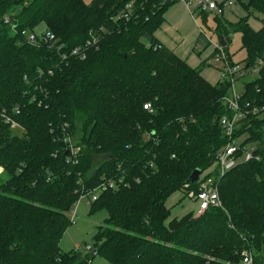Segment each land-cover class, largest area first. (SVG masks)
<instances>
[{"label": "trees", "instance_id": "1", "mask_svg": "<svg viewBox=\"0 0 264 264\" xmlns=\"http://www.w3.org/2000/svg\"><path fill=\"white\" fill-rule=\"evenodd\" d=\"M238 1L245 14L234 23L214 14L215 32L240 34L244 68L257 66L240 93L264 107V0ZM175 2L0 0V264H92L96 255L107 264H242L243 250L264 264V109L235 131L252 156L219 174L231 83H210L154 35ZM127 3L129 17L117 18ZM22 30L49 32L54 45L31 44ZM91 32L98 42L84 58L60 56ZM67 137L76 163L63 155ZM194 169L212 174L220 205L172 217L167 199L201 188L189 180ZM118 176L119 187L88 204L90 214L106 212L96 253L62 250L81 190Z\"/></svg>", "mask_w": 264, "mask_h": 264}, {"label": "rangeland", "instance_id": "2", "mask_svg": "<svg viewBox=\"0 0 264 264\" xmlns=\"http://www.w3.org/2000/svg\"><path fill=\"white\" fill-rule=\"evenodd\" d=\"M84 1L89 2L90 0ZM216 1L223 3V12L221 15L219 13V16L230 23H234L245 14L238 0H232L231 3H228L227 0ZM197 2L198 0H191L190 10L182 1L171 4L166 11L164 21L154 35L179 58L185 60L190 66L200 69L201 75L214 84L220 79L219 63L211 55L215 50L214 44L218 43L219 40V36L215 32L214 14L216 11L207 13L206 18L201 17L198 13L193 15L191 12L196 8ZM255 16L261 17L260 14ZM248 22L254 29L260 27L255 17H250ZM38 28H43V24H40ZM206 38L209 39V42ZM226 50L232 61L242 69L234 81L235 90L240 92L245 82L257 76V66L244 68L245 64L242 60L245 53L240 48V34L238 32L233 33ZM247 147V145L244 146L245 149ZM206 173H208L207 170L201 174L202 176L206 175L205 179L213 178L211 173ZM2 178L6 179L7 175L3 174ZM191 197L184 196L181 191L173 193L166 201L171 208V216H179L188 210L196 211L197 203L194 202L193 196ZM71 214L72 224L65 230L59 241V246L64 251L74 249L75 244H79L81 247L84 244L92 245L96 228L106 217L105 210H98L90 214L89 205L85 200L77 202L74 206V215ZM92 264H107V262L104 258L96 255Z\"/></svg>", "mask_w": 264, "mask_h": 264}, {"label": "built area", "instance_id": "3", "mask_svg": "<svg viewBox=\"0 0 264 264\" xmlns=\"http://www.w3.org/2000/svg\"><path fill=\"white\" fill-rule=\"evenodd\" d=\"M166 1V0H163ZM176 1H182L190 10L191 6V0H176ZM228 3H231L232 0H227ZM130 5L132 3H127L122 11L117 15V18L123 17L127 19L129 17V10ZM216 11L215 14H219L223 12V3L220 5L216 0H198L197 6L191 13L194 15L198 11ZM116 18V17H115ZM101 32L105 31L107 32L106 28H100ZM22 35H25L27 38V41L31 44H49L51 47L54 45V35L46 32L44 30H41L39 32H30V31H21ZM207 42H209V39L206 38ZM98 42L97 36L94 32H91V39H88L85 43L82 44V46H76L74 48H71L68 50L67 54H63V59H65L67 56H75L84 58L85 52L89 47L96 44ZM215 50L212 53V58L218 62V69L220 73V80H228L231 85L228 89V93L224 96H222L221 101L227 109L230 110V115H223L220 117L219 120V126L222 129L223 134L227 138V143L221 147V149L216 154V169L219 174H223L227 170L231 169L234 165H236L238 162L249 159L252 155L251 151L248 149H245L244 147L241 149L240 147V140L244 136H235L236 129L240 126L242 122H245L248 116L251 114L259 113L264 109L263 106H256L253 103L249 101H244L242 99V95L240 92H237L234 88V81L237 78V75H239L242 71L241 67L237 64L231 65L229 63L228 57L224 51V48L222 45H220L219 40L218 43L214 44ZM57 49H61V46H57ZM144 109H149L150 104L144 103L143 104ZM2 116L5 118L6 121L11 122L12 125H14V122L11 118L6 116L4 111H2ZM67 146H68V154L66 157H68L69 162L76 163L77 159V153L79 150L78 146H75L74 143H72L70 137H67ZM0 173H1V167H0ZM205 177L200 175L199 180H201L200 183V189L194 196V200L197 203V213L202 212L204 209L211 205H220V201L218 198L217 189L213 185L212 179H204ZM122 184V177L118 176L109 180H105L101 182L97 187L89 190H81L79 197L77 199V202L81 200H85L86 203H90L91 201H94L97 199L99 193L101 191L107 190V189H116ZM76 202V203H77ZM74 214V210L72 212V215ZM74 250L76 251H89L92 252V254H95L96 252L93 250L91 245L84 244L82 247L79 244H75ZM242 257V264H252V254L248 250H243L241 253Z\"/></svg>", "mask_w": 264, "mask_h": 264}, {"label": "water", "instance_id": "4", "mask_svg": "<svg viewBox=\"0 0 264 264\" xmlns=\"http://www.w3.org/2000/svg\"><path fill=\"white\" fill-rule=\"evenodd\" d=\"M231 38H232V35L231 34H229L228 36H227V39L225 40V39H223V37L220 35L219 36V43H220V45H222V46H225L226 45V42L227 41H229V40H231ZM214 119L216 120L217 119V116H215L214 117ZM68 150H65V152L63 153V155L65 156V155H67L68 154ZM200 169H194L192 172H191V174L189 175V180L190 181H196L198 178H199V175H200Z\"/></svg>", "mask_w": 264, "mask_h": 264}, {"label": "crops", "instance_id": "5", "mask_svg": "<svg viewBox=\"0 0 264 264\" xmlns=\"http://www.w3.org/2000/svg\"><path fill=\"white\" fill-rule=\"evenodd\" d=\"M168 9H169V8H168ZM168 9H167V10H168ZM165 14H166V13H165ZM164 18H165V15H164ZM157 39H158V38H157ZM158 40H159V39H158ZM160 43H161V42H160ZM202 76H203V75H202ZM240 92H241V91H240Z\"/></svg>", "mask_w": 264, "mask_h": 264}]
</instances>
